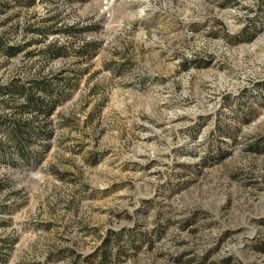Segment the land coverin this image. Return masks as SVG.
<instances>
[{"label": "rangeland", "instance_id": "rangeland-1", "mask_svg": "<svg viewBox=\"0 0 264 264\" xmlns=\"http://www.w3.org/2000/svg\"><path fill=\"white\" fill-rule=\"evenodd\" d=\"M0 44V264H264V0H0Z\"/></svg>", "mask_w": 264, "mask_h": 264}, {"label": "trees", "instance_id": "trees-1", "mask_svg": "<svg viewBox=\"0 0 264 264\" xmlns=\"http://www.w3.org/2000/svg\"><path fill=\"white\" fill-rule=\"evenodd\" d=\"M1 45V44H0ZM40 91H42L45 95L50 96V87L47 84H39L36 85ZM22 92H25L22 90ZM48 103L46 104L44 101H41L38 98L33 97L29 94L27 97V109H33L40 113H45L50 109ZM49 112V111H48ZM42 132L35 129L31 124H19L15 122L12 124L11 134L9 136L10 141L13 146L22 151L24 149L25 144H28L32 141V138L42 137ZM112 260L108 255H104L103 259L98 264H111Z\"/></svg>", "mask_w": 264, "mask_h": 264}]
</instances>
